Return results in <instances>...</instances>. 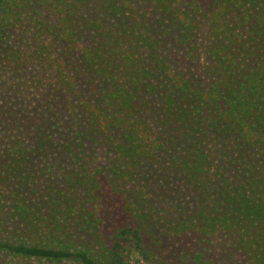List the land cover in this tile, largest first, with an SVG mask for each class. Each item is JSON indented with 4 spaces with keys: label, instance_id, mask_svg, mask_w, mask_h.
Segmentation results:
<instances>
[{
    "label": "trees",
    "instance_id": "1",
    "mask_svg": "<svg viewBox=\"0 0 264 264\" xmlns=\"http://www.w3.org/2000/svg\"><path fill=\"white\" fill-rule=\"evenodd\" d=\"M0 264H264V0H0Z\"/></svg>",
    "mask_w": 264,
    "mask_h": 264
}]
</instances>
